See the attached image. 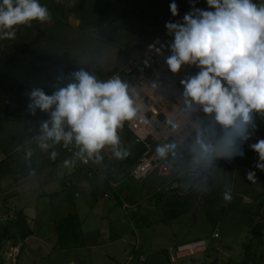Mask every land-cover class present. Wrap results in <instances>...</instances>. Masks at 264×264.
Returning a JSON list of instances; mask_svg holds the SVG:
<instances>
[{
	"label": "rangeland",
	"instance_id": "rangeland-1",
	"mask_svg": "<svg viewBox=\"0 0 264 264\" xmlns=\"http://www.w3.org/2000/svg\"><path fill=\"white\" fill-rule=\"evenodd\" d=\"M42 1L49 8L51 18L57 20V25L44 24L40 30H35L36 35H42V40L47 43L43 54L46 59L39 61L31 57L26 66H34L40 71L42 68L40 76L19 77L18 71L22 70L23 64L9 63L7 67L0 64V217L10 215L8 219L0 220V248H10L20 242L24 243L21 248L25 247V234L34 230L35 234L29 238L31 243L42 242L46 249L49 241L61 237L62 243L71 241L75 247L73 251L80 259H88L90 264H175L171 256L178 245L204 239L207 252L179 264H253L251 248L254 244L246 249L248 251L242 260L240 254L250 241L249 227H254L256 220L254 223L250 220V207L241 203L238 189L232 186L243 178L245 171L242 166L236 170L213 164L214 183L199 207L208 180L205 178L188 190L193 180L189 174L182 175L178 187H169L165 191L176 195L175 200L168 204L163 199L158 206L155 198H143L146 190L151 189L150 183L139 182L130 189L137 181L128 174L124 176L120 190L129 188L133 197L113 192L112 198L105 200L107 186L101 182L95 184L90 194H80L76 203L66 198L67 195L73 197L70 188L54 192L53 182L39 185L34 179L30 187L16 188L19 175L24 177L25 172L39 171L43 167L51 168L47 179H57L59 183L63 178H74L69 176L72 167L86 176L92 172L94 175L88 176L91 180L101 178L99 169L85 165L80 158L74 166H64V161L70 160L67 157L71 144L65 146L63 141L55 144L41 140V124L49 121L50 115L39 109L33 114L28 108L32 102L31 85L36 83L47 87L51 95L73 82L72 73L81 69L95 75L98 80L111 78L165 27L166 22H172L190 5L189 0H175L179 15L174 17L169 8L173 0ZM52 42H57L58 46L49 48ZM125 131L124 127L118 130V135L123 134L124 140L121 144L119 136V148L135 158L137 152L132 149L135 139ZM252 137L258 135L253 134ZM43 142L49 144L47 149L41 147ZM53 152L56 158L64 160L48 165L46 158ZM109 153H114L111 146H106L99 154L101 158L98 161L103 167L111 161L116 164L121 160L122 166L130 162V156L122 161L123 157L112 155L111 158ZM255 179V183H259L257 176ZM12 188L13 191H8ZM226 190L231 192L230 200L223 197ZM41 191L49 192L48 197L39 200ZM135 198L141 202L137 209L124 207L126 202L129 205L134 203ZM14 212L18 215L16 219ZM73 213L79 214L81 220L87 217V222L80 224ZM68 215L70 219L66 221L65 228L59 230V222L65 221ZM215 233H218L216 238L213 237ZM10 238L16 239L9 242ZM134 238L138 244L132 242ZM263 241L260 240L261 243ZM189 248L187 251L192 254L200 247L193 245ZM258 248L257 259L263 264L264 246L259 243ZM139 252L146 256V262L140 261ZM72 254V251H57L48 263L62 264ZM38 256L37 264L45 263L42 256Z\"/></svg>",
	"mask_w": 264,
	"mask_h": 264
},
{
	"label": "clouds",
	"instance_id": "clouds-1",
	"mask_svg": "<svg viewBox=\"0 0 264 264\" xmlns=\"http://www.w3.org/2000/svg\"><path fill=\"white\" fill-rule=\"evenodd\" d=\"M189 2L191 10L182 22H166L174 38L166 63L174 74L184 65L199 69L181 80L183 96L189 107L199 106L204 114L214 116L211 134L218 138L198 139L194 150L201 159L231 160L242 157L241 142L251 140L258 154L254 167L264 170V139L248 136L254 114L264 115V5L253 0H206L208 8L201 9L196 0ZM169 8L174 17L179 15L175 0ZM50 19L47 6L39 0H0V34L5 39H14L18 26ZM72 81L51 95L32 90L28 108L33 114L39 109L50 115L41 124V140L63 141L65 146L74 142L79 149L75 155L84 164L93 157L99 160L106 146L117 158L128 155L119 148L118 130L141 111L129 84L119 76L98 80L83 69L72 73ZM41 147L47 149L49 144L43 142ZM172 147L159 145L156 152L164 158ZM69 165L74 166L65 160L64 166ZM247 179L255 182V172L248 171ZM223 197L230 200V190Z\"/></svg>",
	"mask_w": 264,
	"mask_h": 264
},
{
	"label": "crops",
	"instance_id": "crops-1",
	"mask_svg": "<svg viewBox=\"0 0 264 264\" xmlns=\"http://www.w3.org/2000/svg\"><path fill=\"white\" fill-rule=\"evenodd\" d=\"M60 1L63 2L62 0H60ZM253 1L257 2L258 6L264 5V0H253ZM39 2L41 5H45L42 0H39ZM48 10H49V8H48ZM76 22L81 23V21L79 19H76ZM44 24H50V26H56L57 20L51 18L49 21L44 22V23H40L38 21H33L30 26H18V28L16 30V36L14 39H5L2 37V34H0V64L5 65L6 67H7V64H9V63L23 64L22 70L20 69L18 71L19 77H25L26 75H33V77L40 76V74L42 73V68L40 71V70H38L39 68H34V66L33 67L31 65L26 66V62H31V57H36L37 60H39V61H45V59H46V56H44L43 54H44V51H46V47H47L46 44L47 43L44 40H42V35L37 36L36 31H35V30H40ZM57 46H58L57 42H52L50 44L49 48L51 47V49H53V48H56ZM51 58L53 59L54 57L51 56ZM53 62H55V61L53 60ZM12 72H14V70H12ZM45 78H47V76H45ZM25 86H27V84H25ZM33 89H42L46 94L50 95V92L48 91L47 87L44 88L43 86H41L39 84L34 83L33 86L31 85L30 94H31ZM17 94H18V92H17ZM123 127L125 130L127 129V131H130V130H128V128L125 125ZM253 134H257L260 139L264 138V115L254 114V126L249 127L248 136H252ZM119 136L122 140L121 144H123V142H124L123 134H120ZM246 145H247V140H244L241 142L240 147L246 146ZM71 147H73L75 149V152L72 154L69 152V149H68V157L67 158H69L73 162V164L75 165V163L79 159V157H77L75 155V153H77L79 151V149L75 146L74 142L71 144V146L69 148H71ZM191 147L192 146L190 143L189 144L190 150H192ZM139 150H140V148H139ZM112 155L115 156L114 153H109V157L112 158L113 157ZM128 156L131 157L130 153H128V155L124 156L122 158V161ZM136 156H137V153H136ZM175 156L178 159L177 171L180 174V176L177 177L175 180H172V181L171 180L170 181L164 180L157 173H153L152 175H150L148 178H146L144 180H137L134 178L135 181H137V182H135V184H132L130 186V189H133L136 186V184L139 182L142 183V182L148 181L150 183L151 189L146 190L145 197H143L145 200H153V198H155V205H157V206L160 205V203L163 201V199L168 201V204H170V202H173L175 200L176 195L167 194L165 191L169 187L170 188L178 187V181L180 180L182 175L189 174V175H191L192 179L194 178V176L192 174L194 167L191 164L190 160L188 159L187 153L177 152V153H175ZM139 157H138V159H139ZM131 158H134V157H131ZM46 160H47L46 164H48V163L55 164V163H59L60 161H63L64 159L62 157H61V159H58V158H56V156H55V159H53L52 155H50L46 158ZM90 160H91L90 163H87L85 165H92L93 167H95V168L99 169V171H101V175H100L101 178H99V180H96V179L91 180L90 178H88V176L92 177L94 175L92 172H89V174L87 173V176H86L84 174H81V172L77 171L76 167H72V170L70 171L69 176H74V178L72 180H69L67 178H63L64 180L60 181V183H59V182H57V179L51 178L48 180L47 175H49L48 172L50 171L51 168H44L43 167L39 171H36L34 169L33 171L29 170V171L25 172L24 177L22 175H19V177H18L19 181L15 182L16 188L20 187V186L22 187V189H23V187L24 188L30 187V183L34 179H36V181L39 182V185H42L43 182L47 185L49 183H51V184L55 183V185L53 186V189L55 190L54 192L58 193L60 189H62V191H66L67 188H70L73 192V200H71L72 201L71 203H76L78 198L80 197V194H84V195L90 194L93 191L95 184H98L101 182V183L106 184V186H107L105 194H104L105 200L112 198L113 194H111V193H113V192H117V194H121V195L125 194V195L130 196L131 193H130L129 188H126L125 190H120V188L123 186V183H124L123 181L125 179L124 176L127 174L128 170L133 165L129 166L130 163H128L127 165L125 164L122 166L121 160H120L118 163L114 161L116 164H114L112 161L108 162L103 167L101 162H99L95 157H93ZM257 160H258V154L255 151H253L251 149H248L247 151H245L244 155L241 158H239V161H238V166H242V168L245 171V172L244 171L243 172L245 174L243 175V178H241L238 181L239 185H238L237 181H235L234 184H232V186L235 188V190L238 189V191H237L238 195L237 196L240 197L241 203L244 205H248L250 207V213H251L250 214V220L253 222L255 219L256 220L255 225L260 223V222H264V170H261L260 173L255 172V177L256 176L258 177L259 183L258 182L253 183L252 180L247 179V173H248V171H251L252 168H255L254 165L257 162ZM214 164L219 165V167L226 166V167L234 168L236 170L238 168V166H237V168L227 166L222 162H217ZM211 166H213V164ZM13 190H14V188H12L8 191H13ZM48 194H49V192H47V191H41V194L39 195L40 196L39 200L45 199L44 197H48ZM130 197H133V195ZM133 201H134V203H132L130 205L126 202L124 207L130 206L131 208L137 209L141 202H139V198H137V199L135 198ZM15 206L17 207L16 204H15ZM73 214H74V218H77V220H79L80 224H84L88 220L87 217L86 218L83 217L84 220H81L82 218H80L79 214H77V213H73ZM70 215H68L67 217H69ZM99 215H101V214H99ZM17 217H18V215L16 214V212H14V219H16ZM67 217H65V218H67ZM99 217H102V215ZM8 218H10V215L6 214V217L2 218V219L6 220ZM65 218H63V219H65ZM2 219L0 217V220H2ZM101 219H103V218H101ZM253 228H254L253 226L249 227V229H251L250 234H249L250 241L245 245L244 250L242 249V251H241V254H240L241 260L243 259L244 254H246L248 251L246 249L250 248L251 244H254L255 246L251 248V250L254 253V255H253L254 258L252 260V263L253 264H262V262H260L257 259V256H258L259 243L264 246V241L262 243L260 242L261 239H264V234H263L262 238L255 236L252 233ZM33 231H31L28 234L27 233L25 234V236H26V241H25L26 246L25 247L21 248V246L24 245L23 242L14 243L13 245L10 246V248L1 247L0 248V264H20V262H22L23 260L25 261V263H21V264H37V258L39 257L38 255H41L44 262H45L42 264H54L53 262L52 263H48V262H49V260L53 259L51 257H53L57 251H64V252L65 251H72L73 252V254L71 256L66 257L64 259V262L62 264H90L88 259H84V258L80 259L78 257V253L73 251L75 247L73 246V243L71 241L67 242L66 245H64V246H61V245H59V238L57 239V237H56L55 241H49L48 247H46V249H44L45 247H43L42 242L39 244L31 243V241H29V238L31 235L35 234ZM215 234L213 236L214 238H216ZM14 239H16V238H10L9 242H11ZM132 242L134 244H138V240L136 238H134V240ZM197 242L201 243V245L199 246L200 248L198 251H196L194 253L191 252L192 254H190V252L184 248L178 249V248H181V247H184V246H187L190 244H194ZM256 244H257V246H256ZM207 247L208 246H207L204 239H202L200 241L193 242V243L180 244L177 246V249H174L175 253L172 254L171 260L175 264H179L180 262H182L184 260H192V258L194 256L206 253L208 250ZM172 249L173 248H171L170 250H172ZM254 250H256V251H254ZM128 251L129 250H127L126 253ZM22 255H25V256L21 260ZM139 259L141 262L147 261L146 256L142 252L139 255ZM263 264H264V257H263Z\"/></svg>",
	"mask_w": 264,
	"mask_h": 264
},
{
	"label": "built area",
	"instance_id": "built-area-1",
	"mask_svg": "<svg viewBox=\"0 0 264 264\" xmlns=\"http://www.w3.org/2000/svg\"><path fill=\"white\" fill-rule=\"evenodd\" d=\"M195 6L201 9L208 8L206 0L196 2ZM191 7L192 5H189L172 22H182L184 14L189 12ZM173 39L166 27L162 28L128 64L112 75V77L119 76L129 84L134 98L141 105L138 117L124 124L144 148L139 159L127 172L137 180H144L153 173H157L164 180H175L180 176L177 171L178 159L175 156L177 152L187 153L194 167L193 170L217 162L237 168L239 158H241L237 156L227 160L213 157L205 160L201 159L194 150L193 137L199 136L205 142L211 141L206 132L215 123L212 121L213 116L204 114L199 106L189 107L185 103L184 90L180 82L188 76H194L199 69L195 66L184 65L179 73L174 74L170 71L166 59L172 54L170 45ZM215 127L219 131V127L217 125ZM190 143L192 150L189 149ZM164 144L173 147L166 157L161 158L156 148ZM251 145L252 143L247 140V145L240 148L244 153L248 149L253 150ZM69 152L73 154L75 149L71 147ZM251 171L261 172L255 168ZM215 236L218 237V233ZM193 245L199 247L201 243L197 242L178 249L187 250Z\"/></svg>",
	"mask_w": 264,
	"mask_h": 264
},
{
	"label": "water",
	"instance_id": "water-1",
	"mask_svg": "<svg viewBox=\"0 0 264 264\" xmlns=\"http://www.w3.org/2000/svg\"><path fill=\"white\" fill-rule=\"evenodd\" d=\"M126 79L128 77H125ZM212 121L215 123L214 121V116L212 117ZM219 127V125H217ZM217 130V133L219 132L218 129L216 128ZM206 135L211 139V140H214L215 138H218V137H213L212 134H211V127L208 129V131L206 132ZM201 140V138L199 136H194L192 141L193 143L196 145V142L197 140ZM192 174L194 176L192 182H191V185L190 187L188 188V190H192L195 186H197V184L199 182H201L203 179H207L208 180V187H207V190L206 192L201 196V199H200V202L198 204V207L199 205L202 203V200L204 198V196L206 194H208L213 186V183H214V173H213V168L211 165H207V166H204V167H201V168H198L196 170H193L192 171Z\"/></svg>",
	"mask_w": 264,
	"mask_h": 264
},
{
	"label": "trees",
	"instance_id": "trees-1",
	"mask_svg": "<svg viewBox=\"0 0 264 264\" xmlns=\"http://www.w3.org/2000/svg\"><path fill=\"white\" fill-rule=\"evenodd\" d=\"M196 2H200V0H196ZM127 133H128L129 135H132V136L134 137V139H135V142H136L135 144H132V145H134V147H133L132 149H133V150L135 149L136 152H137V156H135V158H131V159H130V162H129L130 165H129V166H132V165H134V163L136 162V160L138 159V157L142 154L144 148H143V146L139 143V140L137 139V137H136L132 132H130V131H126V134H127ZM139 148H140V150H139ZM66 198H67V200H69V201L73 200V197H72L71 195H67ZM68 219H70V218L67 217L66 220L63 221L62 223L59 222V225H58L59 230L65 228V223H66V221H67ZM252 233H253L255 236H257V237L262 238V237H263V234H264V222H260V223L256 224V225L254 226L253 230H252ZM60 239H61V237H60ZM60 239H59V245H61V246L66 245V242H65V243H62Z\"/></svg>",
	"mask_w": 264,
	"mask_h": 264
},
{
	"label": "flooded vegetation",
	"instance_id": "flooded-vegetation-1",
	"mask_svg": "<svg viewBox=\"0 0 264 264\" xmlns=\"http://www.w3.org/2000/svg\"><path fill=\"white\" fill-rule=\"evenodd\" d=\"M251 137H252V136H251ZM249 142H250V143H252V141H251V140H249Z\"/></svg>",
	"mask_w": 264,
	"mask_h": 264
}]
</instances>
